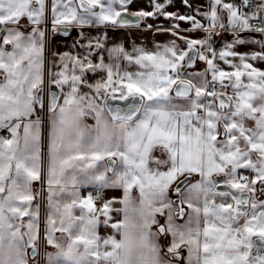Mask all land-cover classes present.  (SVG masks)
<instances>
[{
    "label": "snow or ice",
    "instance_id": "snow-or-ice-1",
    "mask_svg": "<svg viewBox=\"0 0 264 264\" xmlns=\"http://www.w3.org/2000/svg\"><path fill=\"white\" fill-rule=\"evenodd\" d=\"M133 2L0 0V264H264V0ZM142 24L172 39L83 31Z\"/></svg>",
    "mask_w": 264,
    "mask_h": 264
},
{
    "label": "crops",
    "instance_id": "crops-1",
    "mask_svg": "<svg viewBox=\"0 0 264 264\" xmlns=\"http://www.w3.org/2000/svg\"><path fill=\"white\" fill-rule=\"evenodd\" d=\"M194 7H200L201 5H207V0H191ZM134 11L139 10L141 8H144L146 10H151L148 4V0H134L133 5L131 6ZM168 11L171 12H179L180 14L188 13L190 10L186 8L181 0H173V4L167 8ZM198 19L200 17H197ZM147 23L155 24V25H163L165 27L170 26L173 21L166 20L163 17H159L156 19L149 18ZM49 34H48V50L46 52V55L50 58L51 52H65V51H71V52H80L82 53L84 49H81L79 47L73 48L72 45L78 38V34L80 32V29H72L70 31V34L68 36H63L61 34L52 35L51 34V26L49 24ZM181 29L189 27V25L185 22H180ZM85 34L89 37L92 36H100L103 35L105 32L107 33V40H106V47L110 48L116 44H123L129 51H131L132 47L135 46H144L148 48L149 50L153 49V45L155 43H163L167 42L169 39H172L170 35L167 34H159L155 33L154 30H148L146 27L142 24L140 28L135 27H125V28H117V29H105V28H94V27H86L83 29ZM187 35H190L192 38H198L203 35L202 32H195V33H186ZM251 38L255 34H246ZM256 38H259L256 36ZM215 39V46L217 48H220L223 46V44L227 41H230L232 39L230 33H224L222 37H216ZM253 50H259V46L257 45H242L237 46L236 51L238 52H251ZM105 58L107 59V52L104 53ZM256 67L264 70V62H253ZM204 64L203 62H199L197 64V70L203 69ZM221 67H224L226 70H230L227 65H224L221 63ZM98 78V77H97ZM86 90V89H85ZM85 122L88 124H93L94 121L91 119V117H86ZM0 135H6V132H1ZM159 155V153H156ZM198 179V177L193 176L192 181L195 182V180ZM44 195L46 196V185L44 186ZM33 190L40 191L41 190V182L35 181L33 182ZM106 198H109L113 195L120 196L122 193L117 190H108L106 192ZM137 194L134 191L133 196L135 197ZM264 198V197H262ZM41 203V217L43 219L44 216V209L46 206V200H42L40 197H37V200L34 203ZM119 207V205H117ZM116 219H119L120 217H115ZM112 233V229L110 228H104L103 226L100 228V234L102 236H107ZM117 239L119 237L117 236ZM51 250V249H49Z\"/></svg>",
    "mask_w": 264,
    "mask_h": 264
},
{
    "label": "flooded vegetation",
    "instance_id": "flooded-vegetation-1",
    "mask_svg": "<svg viewBox=\"0 0 264 264\" xmlns=\"http://www.w3.org/2000/svg\"><path fill=\"white\" fill-rule=\"evenodd\" d=\"M130 10H131V11H134V10L132 9V7H131V6H130Z\"/></svg>",
    "mask_w": 264,
    "mask_h": 264
},
{
    "label": "built area",
    "instance_id": "built-area-1",
    "mask_svg": "<svg viewBox=\"0 0 264 264\" xmlns=\"http://www.w3.org/2000/svg\"><path fill=\"white\" fill-rule=\"evenodd\" d=\"M1 132H3V131H1Z\"/></svg>",
    "mask_w": 264,
    "mask_h": 264
}]
</instances>
